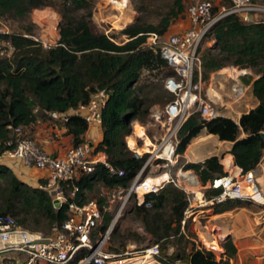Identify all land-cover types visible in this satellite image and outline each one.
Instances as JSON below:
<instances>
[{
    "label": "trees",
    "instance_id": "trees-1",
    "mask_svg": "<svg viewBox=\"0 0 264 264\" xmlns=\"http://www.w3.org/2000/svg\"><path fill=\"white\" fill-rule=\"evenodd\" d=\"M93 2L0 0L2 20H23L32 10L48 6L58 7L61 16L59 37L54 45L44 47L35 40L33 25L3 36L11 41L14 51L9 56H0V156L15 146L14 142L8 144L14 139V127H22L27 132L37 122L49 120V113L77 108L86 104L94 92L105 89L108 98L101 112L102 139L97 149L105 152L112 168L124 172L122 176L112 174L109 168L97 164L91 172L62 182L66 201L55 209L53 198L46 189L30 186L11 168L0 163V214L12 215L30 230L49 233L54 225H60L68 218L69 203L74 201L81 205L90 200L88 193L98 184L126 192L146 159L136 158L127 145L131 123L137 121L146 127L150 108L153 105L163 107L173 99L164 87V80L174 72L158 50L146 45V40L149 33L163 36L183 18L185 1L170 0L164 10L157 12L156 22H146L138 16L117 33H105L96 27L92 19ZM221 3L225 7L223 12L212 6L213 16H223L200 41V44L204 40L213 43L203 49L199 44L200 70L195 71L194 80L200 73L202 82L207 83L212 73L227 66L250 69L258 75L251 86L258 104L243 113L238 123L225 116L206 121L198 113L190 115L183 123L178 132L179 160L182 169L192 170L202 185L227 174L215 155L203 161L182 162L188 144L203 131L217 136L220 141L232 143L229 152L241 173L253 171L264 155V20L246 22L237 13H227L232 0H221ZM142 10L138 9V12ZM64 127L72 145L84 141L88 124L82 117L70 115ZM147 128L146 134L151 137ZM242 132L245 135L240 137ZM143 176H147V170ZM40 183L44 180L40 179ZM74 187L77 191L71 198ZM218 194L216 189L205 190L207 199ZM148 200L152 201L150 207L133 202L131 212L141 222L150 244L142 246L145 237L136 232L117 235L119 230L115 225L111 237L109 235V251L123 254L132 242L141 245L133 250L157 245L155 258L160 264H227L228 260L236 258V247L230 238L223 243L226 261L220 263L212 252L198 247L197 237L189 227L191 219H185L188 201L181 188L167 184L157 193L146 195L145 202ZM96 201L102 211V219L94 233L98 237L108 230L112 217L103 212L104 199ZM252 203L226 199L215 203L213 211L221 215L226 210L248 208Z\"/></svg>",
    "mask_w": 264,
    "mask_h": 264
},
{
    "label": "built area",
    "instance_id": "built-area-1",
    "mask_svg": "<svg viewBox=\"0 0 264 264\" xmlns=\"http://www.w3.org/2000/svg\"><path fill=\"white\" fill-rule=\"evenodd\" d=\"M212 6L213 0H198L184 11L187 28L167 32L161 37L149 33L147 37L146 45L158 50L161 58L174 72L164 80V87L173 95V99L163 107L150 110L152 123L160 131L157 138L148 136L146 127L139 122L132 124L131 133L126 138L127 145L136 158L146 159L126 190L115 218L119 217L125 203L132 197L137 205L150 207L152 201L145 202L146 195L155 194L167 184H172L186 193L188 206L185 219H191L198 247L212 252L215 260L220 263L226 261L223 243L227 234L212 228L210 218L203 221L204 213L207 212L204 207L210 202L219 203L226 199L248 200L264 206V191L252 171L239 175L227 173L213 178L206 185H192L182 180L181 175L185 173L181 167L175 172L173 170L179 158L178 132L190 115L198 113L206 121L225 116L239 122L235 110H228L226 104L214 102L208 97L200 73L197 80H194L195 71L200 70L201 61L197 51L200 41L217 18L222 16H213ZM251 10H257L256 6L251 5V0H232V7L227 13H237L249 22L252 20L249 16ZM9 33L0 19V56H9L14 51L11 41L3 38ZM107 98V91L99 89L86 104L65 112H51L50 119L64 125L70 115H78L86 121L90 130L92 126L101 124V112ZM136 126L141 128V135L136 133ZM13 134L14 139L9 140L8 144L14 142V148L4 151L2 155L17 159L26 168L43 172L44 183H39V187L46 189L53 200H58L60 206L66 201L61 183L91 172L95 165L103 164L112 174H124L123 170L112 168L105 152L97 149L98 143L88 138L79 145L69 146L63 154L56 155L44 150L22 127H14ZM130 139L135 145H131ZM154 162L158 169L151 173V168H148ZM260 169L264 172V158ZM146 170L147 176H143ZM206 189L219 190V194L207 200ZM76 191V187L71 190V198ZM68 208V218L60 225H54L49 233L27 229L12 215L0 214V264H126V261L136 257L143 264H160L155 258L158 254L157 245L141 250L127 249L123 254L109 251L107 243L111 225L104 234L98 237L94 234L102 219V211L96 200L90 199L81 205L72 201ZM232 261L228 260L227 264H232Z\"/></svg>",
    "mask_w": 264,
    "mask_h": 264
},
{
    "label": "rangeland",
    "instance_id": "rangeland-1",
    "mask_svg": "<svg viewBox=\"0 0 264 264\" xmlns=\"http://www.w3.org/2000/svg\"><path fill=\"white\" fill-rule=\"evenodd\" d=\"M185 1V7L196 3L198 0H184ZM170 0H94L93 6H92V19L96 27L102 31L107 32H119L121 29H123L126 25L132 23L134 19L138 16L142 17L144 21L146 22H156L157 21V12L164 10V6L168 4ZM251 5L256 6L257 10H251L249 11V16L252 18V20H264V2L262 0H251ZM213 6L217 8L218 12H223L225 7L222 5L221 0H213ZM138 9H143L141 12H138ZM181 19H184L181 18ZM61 21V16L58 12V7L56 6H48L45 8H37L32 10V12L29 14L28 17H26L23 20H2L1 22L4 24V26L10 31V32H19L23 31L25 27L33 25V37L38 39L44 47L54 45L59 37L58 35V26ZM123 38V37H122ZM212 41H202L199 48L203 49L207 46L212 45ZM232 69L234 71L239 72L240 69L232 66H227L224 69ZM222 69V70H224ZM246 72L245 70H241ZM220 72L217 71L210 76L211 79L207 83L203 82V88L204 90L207 89L208 85L210 88V91L215 89L216 86L220 85V82L217 83L218 80L216 79L217 73ZM240 77V74H239ZM235 78L234 80H236ZM210 82V83H209ZM228 83H231V80L228 81ZM235 84V81L232 84ZM214 90V91H215ZM160 107L159 105H153L151 109H156ZM238 110V109H237ZM131 123L130 127L132 129ZM146 127H148L149 135H152L153 137H158L160 134V131L156 125H153L151 123V117L150 115L147 117V121L145 123ZM204 132V131H203ZM201 132V135L204 133ZM25 133H28V131ZM31 136V135H29ZM200 136V135H199ZM199 136H197L199 138ZM196 137V138H197ZM193 141V140H192ZM213 147V148H212ZM213 145H209L207 147V150H210V153L214 150ZM223 158V157H222ZM226 156L224 158V162L226 161ZM196 161L195 156L192 153H188L183 158L182 162H194ZM181 165V162L178 158V162L176 166L174 167V172L177 170V167ZM151 168V169H150ZM149 172L154 173L155 170L158 169L157 166H155V162L152 167H149ZM160 171V170H158ZM189 173V174H188ZM164 177V176H163ZM182 180L185 182L192 184V185H198V178L195 173L193 172H186L185 175H181ZM264 191V189L262 188ZM125 191L122 189H106L102 185L98 184L96 185L93 192L88 193L89 199H96L99 198L104 199L103 204V212H108L111 215V222L116 220L113 227H111L110 230V237L111 232L113 231L115 225H118V234L120 235L122 233L126 232H136L145 237L144 242L141 244L142 246L149 245V236L144 232L142 224L139 220L135 218V215L131 212L132 206H133V197L125 203L123 210L121 211L118 218H115V215L119 211V207L122 204V201L124 199ZM208 200V199H207ZM215 202L208 203L204 209H210L207 212L204 213V220H207V218H210V225L212 228L216 229L218 232H223L226 234H230L231 238L235 237V240L239 239L238 233L236 232V225H235V219L237 215L236 212L239 211L240 208H245L246 210H241L242 213H245L246 215V241L250 240L246 244V251L244 249H238L236 253V258L232 261V264H264V228L261 230L262 226H264V206L257 205L256 203H252V205L248 208L246 207H240L235 208L231 210L223 211L227 214V219L220 218L221 215H215L213 211ZM222 213V212H221ZM213 216V217H212ZM115 218V219H114ZM234 223V224H233ZM190 229L193 231L192 224L189 225ZM255 231H260L259 233H255ZM242 236V235H240ZM243 240V239H242ZM111 244V240H108L107 246ZM239 244V243H238ZM237 244V246H238ZM140 244L137 243H128V250H133L135 248L141 247ZM252 246V247H251ZM129 257V256H124ZM137 258V257H136ZM133 258L129 261H126V264H139L141 263L140 259Z\"/></svg>",
    "mask_w": 264,
    "mask_h": 264
},
{
    "label": "crops",
    "instance_id": "crops-1",
    "mask_svg": "<svg viewBox=\"0 0 264 264\" xmlns=\"http://www.w3.org/2000/svg\"><path fill=\"white\" fill-rule=\"evenodd\" d=\"M187 26V21L185 19H180L170 28L168 32L181 31L187 28ZM244 70L246 72L244 74L241 73L240 78L239 76H236V80H234L235 78H230L227 79L225 82L221 83L220 85L216 86L215 94L208 93L209 85L207 86L208 88L205 89L208 97L212 101L226 104V106H228V110H235L238 113V120L243 113H247L249 110L253 109L258 104V100L253 95L251 87L252 82L258 77V75L254 74L250 69ZM212 74L210 76H212ZM230 80L231 83L229 84L228 81ZM232 80L233 82L235 81L236 85L234 83L232 84ZM232 85H234V88H232ZM235 93H237L238 95H235ZM27 131L44 150L51 154L61 155L66 151L69 146L72 145L71 137L66 133V128L59 121L49 119L47 121L37 122L36 124L31 126V128H29ZM203 133V135H200V137L203 139L196 141L195 143L192 142L193 144L191 142L188 144V146H190H187L184 153L182 154V157L185 158L187 152L192 153L196 158V161L194 162H198L203 161L209 156L215 155L219 157L220 163L223 165V169L225 172L230 173L232 175H239L241 173V169L238 166L234 165L233 156L229 152L232 143L229 141H220L217 136L213 134H208L206 131H204ZM244 135L245 134L242 132L240 137H243ZM85 138L92 140L94 143H99L102 139L101 124L94 125L90 128V130H87V132L85 133ZM210 144L215 147L211 153L210 150H207V147ZM225 156L229 159L228 161H231V165L230 163L224 162ZM263 158L264 155L261 161L263 160ZM261 161L258 163L256 168L252 172L255 174V177L257 178V181L259 182L260 186L264 189V172L260 169ZM0 163L7 165L9 168H11V170L20 180L33 187L39 186L40 179H42V176L44 175L43 172L33 168H26L17 159L5 155L0 156ZM180 167L182 172H184L185 174L186 172H193L192 170H183L182 164L179 165L177 169ZM198 182L199 184H201L199 179ZM208 210L210 209H207V211ZM241 210L246 209L240 208L239 211L235 213L237 215L235 219L236 232L238 233L239 239L235 240V237L231 238L230 234H227L228 238L232 240L233 244L236 247V253L239 248L244 249L246 251V244L250 242V240L246 241V215L245 213H242ZM232 211L235 210H231V212ZM218 214L220 213H216L213 216ZM263 228L264 226H262L261 230ZM259 232L260 231H255V233Z\"/></svg>",
    "mask_w": 264,
    "mask_h": 264
},
{
    "label": "bare ground",
    "instance_id": "bare-ground-1",
    "mask_svg": "<svg viewBox=\"0 0 264 264\" xmlns=\"http://www.w3.org/2000/svg\"><path fill=\"white\" fill-rule=\"evenodd\" d=\"M241 73H245L244 71H239V72H237V71H234V70H232V69H224V70H221L220 72H218L217 73V76H216V79L218 80V82L217 83H220V82H223V81H225L226 79H232V78H235L236 76H238L239 74H241ZM241 77V76H240ZM239 77V78H240ZM238 78V79H239ZM216 88V87H215ZM215 90V89H214ZM213 90V93H212V91H210V88H208V93H210V94H215V92H216V90L214 91ZM136 133L138 134V135H141L142 134V130H141V128L139 127V126H136ZM201 135V134H200ZM209 136V135H208ZM200 137V136H199ZM205 138V137H204ZM201 139H203V138H194L193 139V141H191V143L192 142H196V141H199V140H201ZM130 143H131V145H135V143L133 142V140L132 139H130ZM193 144V143H192ZM201 144V143H200ZM196 145V144H195ZM206 145V144H205ZM190 146V145H189ZM188 146V147H189ZM222 146V145H221ZM213 148V147H212ZM198 149V148H197ZM140 151H142L141 149H139ZM200 151V150H199ZM197 155V154H196ZM229 159L226 157V162L227 163H230V165H231V161H228ZM233 169V168H232ZM164 178V177H163ZM258 205V204H257ZM116 218H118V216L116 217ZM220 218H224V219H227L228 218V216H227V214H223L222 216H220ZM144 262H141V263H139V264H143Z\"/></svg>",
    "mask_w": 264,
    "mask_h": 264
},
{
    "label": "water",
    "instance_id": "water-1",
    "mask_svg": "<svg viewBox=\"0 0 264 264\" xmlns=\"http://www.w3.org/2000/svg\"><path fill=\"white\" fill-rule=\"evenodd\" d=\"M223 16V15H222ZM220 18V17H219ZM219 18H217V20L219 19ZM216 20V21H217ZM215 23V22H214ZM213 23V24H214ZM263 137H264V135H263ZM53 205H54V207L56 208V209H58V208H60V203L58 202V200H53ZM115 222H116V220H114L112 223H111V227H113V225L115 224ZM226 238H228V235H226Z\"/></svg>",
    "mask_w": 264,
    "mask_h": 264
}]
</instances>
